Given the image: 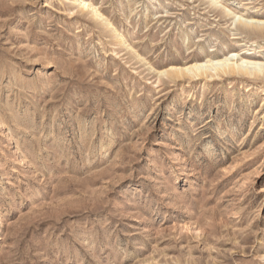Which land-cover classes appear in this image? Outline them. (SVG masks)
Here are the masks:
<instances>
[{
	"label": "rangeland",
	"instance_id": "374dc122",
	"mask_svg": "<svg viewBox=\"0 0 264 264\" xmlns=\"http://www.w3.org/2000/svg\"><path fill=\"white\" fill-rule=\"evenodd\" d=\"M80 1L0 0V264H264V76L161 73L264 0Z\"/></svg>",
	"mask_w": 264,
	"mask_h": 264
},
{
	"label": "bare ground",
	"instance_id": "6f19581e",
	"mask_svg": "<svg viewBox=\"0 0 264 264\" xmlns=\"http://www.w3.org/2000/svg\"><path fill=\"white\" fill-rule=\"evenodd\" d=\"M210 3L214 6H218L217 0H210ZM79 7L82 10L91 9L93 15L101 17V14H99L98 11L86 0H81ZM220 7L223 9V12L226 16H232L230 19H232V23H234L236 27L264 31V20H256L251 17L236 15L225 6ZM211 70L214 71V73H209ZM161 73H171V75L175 76L176 78L188 76V78L191 79H206L207 77L214 75L231 77L242 76L258 79L260 75L264 76V63L254 60L252 57H250V55H244V57L235 59V61L232 55L225 56L224 58L208 57L204 61H196L191 64H184V66L180 67L171 66L169 69L164 70Z\"/></svg>",
	"mask_w": 264,
	"mask_h": 264
}]
</instances>
